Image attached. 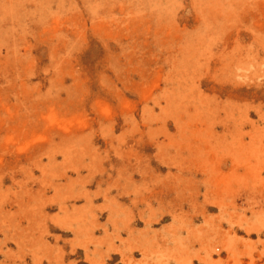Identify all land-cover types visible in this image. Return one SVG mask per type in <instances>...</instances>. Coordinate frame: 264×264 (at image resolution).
<instances>
[{
    "label": "rangeland",
    "instance_id": "obj_1",
    "mask_svg": "<svg viewBox=\"0 0 264 264\" xmlns=\"http://www.w3.org/2000/svg\"><path fill=\"white\" fill-rule=\"evenodd\" d=\"M0 264H264V0H0Z\"/></svg>",
    "mask_w": 264,
    "mask_h": 264
}]
</instances>
